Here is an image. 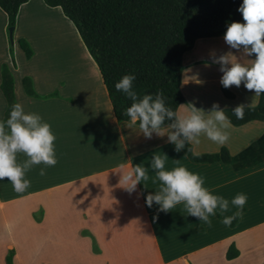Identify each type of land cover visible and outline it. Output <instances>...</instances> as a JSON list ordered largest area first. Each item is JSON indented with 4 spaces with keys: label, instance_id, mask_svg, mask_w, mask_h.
<instances>
[{
    "label": "crops",
    "instance_id": "crops-1",
    "mask_svg": "<svg viewBox=\"0 0 264 264\" xmlns=\"http://www.w3.org/2000/svg\"><path fill=\"white\" fill-rule=\"evenodd\" d=\"M56 9L62 15L58 8L47 7L41 0H28L18 7L12 30L13 64L5 34L6 17L0 10V68L4 64L11 75L14 104L20 103L26 114H38L51 126L58 161L46 168L44 176L39 174L43 164L27 171L25 178L31 186L24 192H16L7 179L0 181V218L5 224V230L0 228V264H4L9 249L13 251L12 264H239L243 243L250 244L261 257L255 264H262L264 256L257 244L264 242V161L239 171L221 162L195 163L168 143L167 132L172 131L168 126L162 127L164 135L153 133L151 139H146L139 125L130 120L117 122L97 68L73 26L80 64L70 74H59L57 63L50 68L44 58L46 45L41 39L35 43L23 31L26 19ZM18 38L29 43V59L19 49ZM229 52L247 66L256 58L245 57L242 48L231 49L223 37L198 39L182 53L179 89L184 102L176 112L186 114L191 105L207 111L214 103L221 109L257 103L258 96L243 84L226 89L220 83L223 73L212 59ZM22 77L30 79L37 97L24 93ZM222 87L231 97L222 94ZM52 92L55 96L48 97ZM4 110L0 93V120ZM226 131L230 138L224 145L201 136L199 145L190 144L191 153L212 154L224 148L234 155L264 132V122L231 125ZM154 154L167 156L165 170L183 166L203 177L205 188L229 200L226 216L238 211L231 200L238 193L245 194L248 199L242 214L232 226H225L217 213L210 217L209 227L188 215L183 204L167 213L159 211L155 203L149 208L146 196L159 189V181L152 182L155 173L150 164ZM26 159L25 154H17L18 164ZM135 165L148 168L150 179L130 194L121 187L120 179ZM22 202L26 230L32 231L25 237L9 221L15 204ZM230 244L238 255L226 260Z\"/></svg>",
    "mask_w": 264,
    "mask_h": 264
},
{
    "label": "trees",
    "instance_id": "trees-1",
    "mask_svg": "<svg viewBox=\"0 0 264 264\" xmlns=\"http://www.w3.org/2000/svg\"><path fill=\"white\" fill-rule=\"evenodd\" d=\"M27 1L0 0L6 27L13 28L18 7ZM41 1L47 7L58 8L73 26L97 68L117 122L130 120L125 111L132 101L115 88V84L124 75L132 74L136 77L133 90L138 97L151 94L155 98V94L162 90L166 106L176 111L178 105L184 102L179 89L182 53L190 50L198 39L223 37L231 22L244 23L242 14L238 11L243 0ZM16 43L24 57L29 59L32 51L28 43L22 38H18ZM8 53L13 64L11 43ZM21 86L27 96L37 97L28 77L21 78ZM221 92L225 97H231L223 87ZM0 93L5 101L0 121H6L14 100L12 78L4 64L0 68ZM47 96L53 97L55 92ZM232 109H223L232 126L249 121L264 122V93L258 96L254 106L244 107L242 120L233 115ZM170 123L171 121L166 120L163 126ZM136 124L139 125L138 122ZM188 149H191L190 144H186L182 151L192 162H221L233 171H239L264 161V132L234 155H229L224 148L216 153L201 155H193ZM12 255L13 251L9 249L4 256V264H12ZM237 255L234 245L230 244L224 257L231 260Z\"/></svg>",
    "mask_w": 264,
    "mask_h": 264
},
{
    "label": "clouds",
    "instance_id": "clouds-1",
    "mask_svg": "<svg viewBox=\"0 0 264 264\" xmlns=\"http://www.w3.org/2000/svg\"><path fill=\"white\" fill-rule=\"evenodd\" d=\"M238 11L244 23L228 24L223 39L231 49L240 51L242 48L245 57L255 54L256 58L247 66L229 52L214 56L212 62L220 65L219 70L223 73L220 83L224 88H239L243 84L248 91L259 96L264 93V0H243ZM135 79L134 75L126 74L115 84V88L131 99L132 104L126 109L125 115L130 118L131 124L139 123V129L146 139H151L153 133L164 135L162 126L168 120L171 121L168 127L172 129L167 132L168 143L175 146L176 152L182 151L186 144L199 145L201 136L217 145L228 142L230 136L226 129L231 127V120L218 103H214L207 111L191 105L186 114H179L166 106L162 90L155 94V98L151 94L138 97L133 90ZM244 107L240 105L232 109L238 120L244 118ZM55 139L51 126L42 122L41 116L26 114L20 103L14 104L9 118L0 121V181L7 179L16 192L26 191L31 186L30 180L25 178L27 171L43 164L45 167L40 169L39 174L44 176L47 167L57 164ZM18 153L28 157L22 164L17 163ZM167 159L166 155L159 154L152 157L150 167L155 173L152 182L159 181V189L146 196L145 202L149 208L155 203L159 205V211L167 213L183 204L188 215L198 218L209 227L212 226L210 217L217 213L223 217L225 226H231L232 221L242 214L248 199L245 194L238 193L231 200V205L238 211L226 216L224 214L230 211L228 199L212 194L204 187L203 177L183 166L165 170ZM175 163L179 164L180 160H175ZM149 179L148 168L135 165L121 175L120 185L131 194L142 181L146 185Z\"/></svg>",
    "mask_w": 264,
    "mask_h": 264
},
{
    "label": "rangeland",
    "instance_id": "rangeland-1",
    "mask_svg": "<svg viewBox=\"0 0 264 264\" xmlns=\"http://www.w3.org/2000/svg\"><path fill=\"white\" fill-rule=\"evenodd\" d=\"M57 12L58 10L56 9L55 11H50L48 13H36L33 15V17H31V19L25 20V22L22 24V28L23 31L28 34L35 43H39V40L41 39L43 44L46 45L47 52H44V58L49 62L48 64L50 68H53L57 63L60 72L59 74H70L73 73L75 65L80 64V57L76 53V41L71 31V23L67 21V19H64L62 17L63 15H59ZM7 30L8 27L5 29V34L9 47V44L12 43L15 35L12 32L10 42L8 39ZM15 206L17 208H15L12 212L13 219H10L9 221L14 225L13 228L25 237L32 233V231L27 232L26 230L27 224L24 204L23 202L21 204L17 203ZM4 225L5 224L0 218V228L2 230H5ZM223 232L226 234L225 228L223 229ZM37 234H40L39 230L37 231ZM3 239H6V235L5 237L3 236ZM36 242V244L39 246V240ZM257 245V247L262 251L261 255L264 256V242H260V244ZM242 247L241 258L238 261L239 264H255L258 262L259 258H261L254 252L250 244L243 243Z\"/></svg>",
    "mask_w": 264,
    "mask_h": 264
},
{
    "label": "water",
    "instance_id": "water-1",
    "mask_svg": "<svg viewBox=\"0 0 264 264\" xmlns=\"http://www.w3.org/2000/svg\"><path fill=\"white\" fill-rule=\"evenodd\" d=\"M12 30H13L12 27H9L8 30H7L8 39H9L10 42H11Z\"/></svg>",
    "mask_w": 264,
    "mask_h": 264
}]
</instances>
